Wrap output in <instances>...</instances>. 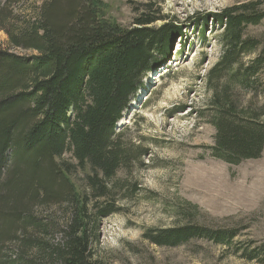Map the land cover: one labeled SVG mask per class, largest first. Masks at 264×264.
<instances>
[{
    "label": "trees",
    "instance_id": "obj_1",
    "mask_svg": "<svg viewBox=\"0 0 264 264\" xmlns=\"http://www.w3.org/2000/svg\"><path fill=\"white\" fill-rule=\"evenodd\" d=\"M263 5L264 0L235 5L203 20L204 27L210 22L222 29L221 56L207 74L215 130L210 151L232 165L258 159L264 149V122L252 104L243 107L231 95L236 87L251 90L263 65L261 55L244 62L257 49L244 32L264 19ZM6 8L0 10V30L10 46L35 54L0 49V264H101L93 243L100 222L121 211L112 188L128 182L115 179L146 152L128 149L115 126L142 79L170 58L182 24L155 16L148 6L131 27H123L103 0H43L19 20ZM223 72L233 87L220 86ZM66 153L72 162L63 159ZM137 189L136 182L129 184L131 194ZM44 206L65 208L56 246L29 234L41 227L34 213ZM235 236L190 223L144 234L158 247L193 239L226 246ZM37 241L39 254L49 255L44 263H34L36 254L27 256ZM11 245L14 257L1 253Z\"/></svg>",
    "mask_w": 264,
    "mask_h": 264
},
{
    "label": "rangeland",
    "instance_id": "obj_2",
    "mask_svg": "<svg viewBox=\"0 0 264 264\" xmlns=\"http://www.w3.org/2000/svg\"><path fill=\"white\" fill-rule=\"evenodd\" d=\"M42 1L0 0V10L7 7L19 20ZM103 1L109 5V16L123 27H131L134 18L149 6L155 16L182 24L183 36L171 42L165 64L142 79V87L130 98L115 126L123 133L121 140L128 149L146 152L141 163L130 164L115 179V183L128 181L112 188L121 211L100 222L94 258L101 264H264V149L260 158L238 165L211 155L215 130L210 123L207 74L221 56L222 29L210 22L207 27L203 24L207 14L256 0ZM162 24L160 20L154 26ZM244 36L257 41V49L244 57V62L264 56V19L248 26ZM0 49L22 56L35 54L10 46L3 30ZM229 77L228 72L222 73L221 87L233 84ZM253 79L251 90L236 87L231 95L243 107L252 104L257 120L264 122V62ZM63 159L72 162L68 153ZM82 176L78 174V178ZM132 182L138 188L134 194L129 192ZM64 211L62 206L35 209L37 225H45L47 230L32 227L31 237L52 246L61 243L62 227L57 224L64 223ZM188 223L232 230L236 236L226 246L193 239L178 247H158L144 237L156 229ZM38 242L27 256L36 254L34 263H44L49 255L39 254ZM1 251L12 257L17 253L12 245L1 247Z\"/></svg>",
    "mask_w": 264,
    "mask_h": 264
},
{
    "label": "bare ground",
    "instance_id": "obj_3",
    "mask_svg": "<svg viewBox=\"0 0 264 264\" xmlns=\"http://www.w3.org/2000/svg\"><path fill=\"white\" fill-rule=\"evenodd\" d=\"M156 69H158V67H156ZM162 69H164V68H162ZM153 72H154V71H153ZM153 72H150L149 74H151V73H153ZM147 75H148V74H147ZM146 77H147V76H146ZM151 78H152V77H151ZM132 101H133V100H132ZM134 104H135V103H134ZM134 104H133V105H134Z\"/></svg>",
    "mask_w": 264,
    "mask_h": 264
}]
</instances>
